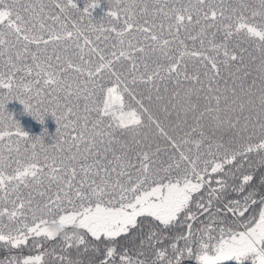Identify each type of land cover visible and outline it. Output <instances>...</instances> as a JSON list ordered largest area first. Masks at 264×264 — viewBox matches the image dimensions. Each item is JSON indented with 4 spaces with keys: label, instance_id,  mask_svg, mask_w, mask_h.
Segmentation results:
<instances>
[{
    "label": "snow or ice",
    "instance_id": "1",
    "mask_svg": "<svg viewBox=\"0 0 264 264\" xmlns=\"http://www.w3.org/2000/svg\"><path fill=\"white\" fill-rule=\"evenodd\" d=\"M105 2L0 0V264H264V0Z\"/></svg>",
    "mask_w": 264,
    "mask_h": 264
},
{
    "label": "trees",
    "instance_id": "2",
    "mask_svg": "<svg viewBox=\"0 0 264 264\" xmlns=\"http://www.w3.org/2000/svg\"><path fill=\"white\" fill-rule=\"evenodd\" d=\"M80 7L84 5V0H78ZM108 10V6L105 0H102L101 6L96 8L92 15L94 21H100ZM6 110L13 114L14 118L17 119L24 131L30 136H41L44 135L45 130L47 135L45 141L47 143H53L55 140L57 124L54 117L48 115L45 117L43 123L37 122L31 116L23 113V107L18 102H10L6 106Z\"/></svg>",
    "mask_w": 264,
    "mask_h": 264
}]
</instances>
